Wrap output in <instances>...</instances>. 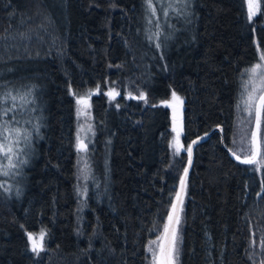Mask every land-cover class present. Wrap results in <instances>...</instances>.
Here are the masks:
<instances>
[{
	"label": "trees",
	"instance_id": "16d2710c",
	"mask_svg": "<svg viewBox=\"0 0 264 264\" xmlns=\"http://www.w3.org/2000/svg\"><path fill=\"white\" fill-rule=\"evenodd\" d=\"M179 2L164 10L153 0L152 15L145 0H0V125L22 132L11 141L0 128L16 153L9 167L0 152V264H148L189 142L206 133L185 176L173 263L264 264V167L229 154L255 153L254 139L252 156L239 152L234 133L237 100L264 53V0L253 14L246 0ZM8 92L17 99L4 100ZM173 93L185 146L176 155L163 104ZM82 96L83 156L74 145ZM42 229L37 255L28 233Z\"/></svg>",
	"mask_w": 264,
	"mask_h": 264
},
{
	"label": "rangeland",
	"instance_id": "374dc122",
	"mask_svg": "<svg viewBox=\"0 0 264 264\" xmlns=\"http://www.w3.org/2000/svg\"><path fill=\"white\" fill-rule=\"evenodd\" d=\"M178 1L179 0H163L164 10L171 8L172 4L173 3L177 4ZM181 1L182 0H180L179 2L180 4H181ZM257 2L258 0H252L251 6H250V0H246L247 9L250 14H253L256 11ZM169 5H171V7H169ZM262 56H264V53ZM257 65H259L260 67L257 68L256 67ZM253 68H256V71L251 72V81L249 82V84L246 85L244 91L240 94L237 100V105H236L234 137H236L237 139V148L239 152L241 151L243 154H246L245 157H250L254 153V145H253L254 138L252 136V125L254 121L253 114H255L254 106L257 102L259 95L261 94L260 92L264 90V59H262V57L259 58V60L257 61V63L255 64ZM78 99L82 101L79 104L77 103ZM78 99L76 100V103H75L76 135H75L74 145L77 146L78 144L77 137L79 136V142L87 146L88 145L87 134H89V132L91 131L90 130L91 125L89 122L90 111H89L88 97L82 96ZM181 103H182V99L180 98L177 99V96L175 95L174 97L173 94H170L169 97L163 101V104L169 107L171 114H173V109L170 105H178ZM13 129H18V128H13ZM20 129L19 131L11 132L12 133L11 136H8L11 139V141H14L16 138H19L22 136V132ZM172 131L173 132L171 133V136L168 141V147H169L171 155H176L181 149H184L185 146L180 140L179 134L175 130H172ZM257 133H258L259 141H260L261 148H262V145L264 142V110L261 111V123H260L259 129H257ZM8 147H10V144L8 145ZM85 152L86 150L79 151L78 153L79 155L83 156ZM13 153L14 154L12 155V157H15L16 153L14 151ZM262 157L263 155H262V150H261L257 161H259ZM259 165H260L259 163H255L254 168L258 169ZM3 167H4V164H1L0 165L1 172H4ZM34 237L37 243H39L40 233H35ZM158 239L159 238H155L153 240L157 242L156 244H153L151 243L152 241H150L147 246L148 264L155 263L153 259V255H152V250L154 249L155 252L157 253V248L159 244ZM31 247H32V243H31Z\"/></svg>",
	"mask_w": 264,
	"mask_h": 264
},
{
	"label": "snow or ice",
	"instance_id": "6c2138e0",
	"mask_svg": "<svg viewBox=\"0 0 264 264\" xmlns=\"http://www.w3.org/2000/svg\"><path fill=\"white\" fill-rule=\"evenodd\" d=\"M145 3L147 4L148 10L152 13V15L156 14V9L153 6V0H145ZM252 0H250V6H251ZM169 7H171V5H169ZM168 13L165 11L164 15L166 16ZM149 23H151V20H149ZM157 27H159V25H157ZM156 35H159V33H157ZM157 47H160L159 44H157ZM262 59H264V56H262ZM257 68H259L260 66L257 65ZM250 71L255 72L256 68L251 69ZM173 96L175 97V93H173ZM11 98L12 100H16L17 97L16 96H12L11 92L5 93L3 99L7 100L8 98ZM140 99H144V94L141 93L139 96ZM20 99H24L23 96L20 97ZM177 99H179L177 97ZM251 99V97H250ZM82 101L80 99L77 100V103H81ZM250 106V105H249ZM264 110V96L260 97V105L257 107V113H256V123H257V129H259L260 127V123H261V111ZM3 114H7L8 111H10V109L4 108L3 110ZM2 118V117H0ZM8 121H5L2 125H0V128L3 129L4 132H12V131H19L18 129H10L8 127ZM257 133H253V136L256 137ZM8 139L7 136H4V140L6 141ZM25 139H28V136L25 135ZM78 139V144H77V150L78 151H85L86 150V145H84L83 143L79 142V136L77 137ZM19 141H17L18 143ZM196 143L195 141H193V144ZM191 149L192 146L189 145L187 151L189 152V156L191 155ZM0 152H3L5 157L9 160V167L14 166L11 161H12V155L14 154L12 151L11 147H7L4 143H0ZM235 155V153H234ZM255 155H259V153H255ZM237 159H240V157L237 155ZM26 161H20V163H25ZM242 163H247V164H253V163H259L261 164L262 167H264V157H262L259 161H256L254 158L251 159H244L241 161ZM4 175H7L8 172L5 171L3 173ZM185 174H187V169H185ZM181 186H184V177L181 178ZM262 187H264V185H262ZM259 195V194H258ZM177 199H180V195L179 193L177 194ZM173 209H175V205H173ZM169 221H172L173 216L170 213L169 217H168ZM176 223H179V217H176ZM166 230H167V226H166ZM45 230H41L40 232V243H37L34 234L33 233H28V239L29 241L32 243V251L34 253H36L37 255H39V252L41 250H43V240L45 238ZM174 239H173V243L172 245L165 249L163 246H161V250H160V256L159 258H157V254L155 252V250H152V255H153V259L155 261V264H173V261L178 259V255H179V249L176 245L175 242V233H173ZM151 243L156 244V241H152Z\"/></svg>",
	"mask_w": 264,
	"mask_h": 264
},
{
	"label": "water",
	"instance_id": "95a60500",
	"mask_svg": "<svg viewBox=\"0 0 264 264\" xmlns=\"http://www.w3.org/2000/svg\"><path fill=\"white\" fill-rule=\"evenodd\" d=\"M262 96H264V90L259 95V97L257 99V102L255 104V116H254V122H253V133H257L256 113H257V107L260 104V97H262ZM170 106L173 109V114H171V119H170V128L172 130H175L179 135H181V133H182V127H181V123H182L181 122L182 121L181 108H182V105L178 104V105H170ZM207 135H208V133L199 135V136L195 137L194 139H192L189 142V145L192 146L191 155L189 156V152L187 151V161H186L184 170L182 172V175L180 177L178 188H177V191H176V195L174 197V200H173V203H172V206H171V210H170V213L172 214L173 219H172V221H169V219H167V222H166L167 230H166V226H165V229H164V231H163V233H162V235L160 237V240H159L157 253H156L157 254V258H159V256H160L161 246H163L165 249H167V248H169L172 245L174 226H175V223H176V217L178 216L181 196H182L183 188H184V186L183 187L181 186V178L184 177V183H185V176H186L185 169H187V171H188V168L190 166L191 157H192V150H193V145H194L193 141L196 142V141H198V140H200L202 138H205ZM253 138L255 140V153H257V152L259 153V151H260V141H259V138H258V133H257L256 137L253 136ZM255 153H254V155L251 158H254V159L257 158L258 155H255ZM229 154L235 160H238V161L244 160L242 158L237 159V155L236 154L234 155V153H232V152H230ZM251 158H249V159H251ZM178 193L180 195V199L179 200L177 199V194ZM173 205H175V209H173ZM40 242L41 241H39V243Z\"/></svg>",
	"mask_w": 264,
	"mask_h": 264
}]
</instances>
